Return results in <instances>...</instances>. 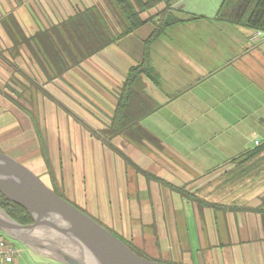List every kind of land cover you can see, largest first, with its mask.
Instances as JSON below:
<instances>
[{
	"label": "crops",
	"instance_id": "1",
	"mask_svg": "<svg viewBox=\"0 0 264 264\" xmlns=\"http://www.w3.org/2000/svg\"><path fill=\"white\" fill-rule=\"evenodd\" d=\"M166 1L59 73L38 34L110 3L0 0V150L150 259L264 264V38L219 19L223 0ZM142 63L133 126L112 133ZM0 236L18 251L0 264H68Z\"/></svg>",
	"mask_w": 264,
	"mask_h": 264
},
{
	"label": "trees",
	"instance_id": "2",
	"mask_svg": "<svg viewBox=\"0 0 264 264\" xmlns=\"http://www.w3.org/2000/svg\"><path fill=\"white\" fill-rule=\"evenodd\" d=\"M134 1L136 5H134L132 0H107L111 5L112 14L120 25L121 32L115 31L112 28L108 18L98 6H92L77 12L63 22L38 34L39 36L49 38L48 42L43 45L45 47L44 53L49 63H52V65L56 64L55 67L59 73L69 68L70 65L80 63L84 58L97 53L120 36L129 34L141 26L145 22L141 14L166 0ZM169 8V4L167 3V9L159 12L161 16L160 20H163ZM217 17L232 23L244 24L252 30L260 29L264 31V0H223ZM159 26L156 24L147 43L160 34L161 26ZM147 53L148 49L146 47L144 62L147 58ZM50 55H52V60L50 59ZM66 57H69L70 60L66 59ZM140 72H146L145 63L138 64L130 69L119 92L118 104L110 128V132L112 133L126 131L133 126L129 123L127 117L131 105L133 103H141V98H143L135 86L138 83L137 78ZM146 112L147 109L144 113ZM135 127L140 132V126L135 124ZM0 207L14 220L22 224L33 222L32 217L23 206L8 199L1 192ZM128 245L130 244L128 243ZM130 247L138 254L147 257L133 246L130 245Z\"/></svg>",
	"mask_w": 264,
	"mask_h": 264
},
{
	"label": "water",
	"instance_id": "3",
	"mask_svg": "<svg viewBox=\"0 0 264 264\" xmlns=\"http://www.w3.org/2000/svg\"><path fill=\"white\" fill-rule=\"evenodd\" d=\"M0 192L23 206L33 219L32 223L22 224L0 207V230L53 259L68 264H91L47 243L36 234L39 229L60 233L87 247L100 264H163L138 254L123 239L48 186L27 165L1 150Z\"/></svg>",
	"mask_w": 264,
	"mask_h": 264
},
{
	"label": "bare ground",
	"instance_id": "4",
	"mask_svg": "<svg viewBox=\"0 0 264 264\" xmlns=\"http://www.w3.org/2000/svg\"><path fill=\"white\" fill-rule=\"evenodd\" d=\"M39 231H40L39 233H42L44 235L43 239L45 240L49 239L48 241L52 240V242H50L52 245H54L55 247L62 248L67 254L75 257L76 259L91 264H100L98 258L95 257L92 254V252H90V250L87 249V247L79 245V243L69 239L68 237L60 233L51 232L50 230H45V229L44 230L39 229ZM76 245L77 248L79 249H75Z\"/></svg>",
	"mask_w": 264,
	"mask_h": 264
},
{
	"label": "built area",
	"instance_id": "5",
	"mask_svg": "<svg viewBox=\"0 0 264 264\" xmlns=\"http://www.w3.org/2000/svg\"><path fill=\"white\" fill-rule=\"evenodd\" d=\"M252 38H264V31L256 29L252 31ZM256 144H259V140L255 141ZM18 254L15 246L8 242V240L0 236V261L10 262L14 259L15 255Z\"/></svg>",
	"mask_w": 264,
	"mask_h": 264
},
{
	"label": "rangeland",
	"instance_id": "6",
	"mask_svg": "<svg viewBox=\"0 0 264 264\" xmlns=\"http://www.w3.org/2000/svg\"><path fill=\"white\" fill-rule=\"evenodd\" d=\"M104 14L106 15V17L108 18V21L110 22V25L112 26V28L115 30V31H119V28L117 27V26H115V24H114V22H113V20H112V17L111 16H113L112 15V13H109V12H104ZM10 16V15H9ZM12 16H10V18H11ZM9 18V19H10ZM111 19V20H110ZM44 230V229H43ZM42 232V231H41ZM43 237H42V236ZM39 236L41 237V238H44V235L42 234V233H39ZM8 239H10V241H12V242H14V243H17V245L19 244L20 245V243L18 242V241H16V240H14V239H12V238H8ZM48 239V238H47ZM49 240V239H48ZM48 240H46V241H48ZM51 240V239H50ZM50 242H52V240L51 241H48L47 243H50ZM60 248V247H59ZM75 249H79V248H77V245H76V247H75ZM53 254V253H52ZM144 254V253H143ZM55 255V254H54ZM146 255V254H145ZM147 256V255H146ZM148 258H151V257H149V256H147ZM153 260V259H152ZM54 261V260H53ZM156 261V260H155ZM56 264H61V263H58V262H56V261H54ZM159 262V261H158ZM25 264V263H24ZM39 264H44V263H39Z\"/></svg>",
	"mask_w": 264,
	"mask_h": 264
}]
</instances>
